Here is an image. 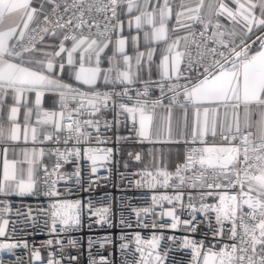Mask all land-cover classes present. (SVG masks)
<instances>
[{
    "label": "snow or ice",
    "instance_id": "6c2138e0",
    "mask_svg": "<svg viewBox=\"0 0 264 264\" xmlns=\"http://www.w3.org/2000/svg\"><path fill=\"white\" fill-rule=\"evenodd\" d=\"M109 132L117 142L186 146L174 170L161 153L162 166L135 173L137 188L178 190L132 208L137 227L183 228L169 239L189 251V264H264V0H0V197L53 198L43 210L47 256L31 249L38 264H80L64 249L82 239L64 234L82 229L85 212L112 227L109 207L60 198L61 187L83 188L82 159L95 174L112 158L113 148L99 147ZM0 204L6 238L11 205ZM16 215L40 227L31 209ZM120 225L132 227L123 216ZM163 239L136 232L138 264H164ZM119 241L123 254L132 240ZM113 244L111 235L88 237V264H114L101 251ZM21 246L29 244L0 242V252Z\"/></svg>",
    "mask_w": 264,
    "mask_h": 264
},
{
    "label": "built area",
    "instance_id": "2783aa9c",
    "mask_svg": "<svg viewBox=\"0 0 264 264\" xmlns=\"http://www.w3.org/2000/svg\"><path fill=\"white\" fill-rule=\"evenodd\" d=\"M156 95H158V92ZM108 118L111 119V116ZM108 135L112 136V133L109 132ZM118 135L122 137H129L133 136L134 134L121 128V131L118 133ZM153 143L155 142H149L148 140L141 142L139 139L122 140L117 142L115 136H112V141L110 143L102 144L99 147L113 148V156L109 161H98V172L95 174L90 172V162H87L83 159L81 160L80 163L82 167V176L85 177V179L82 180L83 188L78 189L73 187L69 191L61 187L60 190L63 195L60 198L68 200L79 199L81 201H87L91 199L92 205L95 208L109 207L111 213L107 219L111 221L112 227H101L97 225L93 222L95 217L89 219L87 212H85L82 220V229L80 231L64 234L82 239L81 246L78 249L65 247L64 253L66 256L69 254L75 255L79 253L80 264H88L89 258L87 252V238L90 236L98 238L105 235H111L114 240V244L106 246L105 249L101 250L103 255L108 256L109 259L114 262V264H138L140 254L134 251V234L139 232L144 238H150L153 234H162L164 236V239L160 244L161 254L163 255L165 252L167 253L164 264H189V251L179 247V239L175 242L169 239V237L172 236H176L178 238L183 237L186 234L183 228H180L179 230H172L170 228L153 229L137 227L136 217L131 211L132 208L150 207L151 196L153 195H174L178 191L171 188L148 189L146 187L137 188L135 186V181L140 179V177L135 175V173H138L145 168L149 170L154 168L129 165L128 158L133 163V157L128 156L127 158L125 151L128 149L139 148L144 144ZM43 146L47 148L53 145L51 142H46ZM92 146L95 147L96 145L93 144ZM181 146L184 152L186 146ZM141 157V162H143L144 156L142 153ZM125 165H127V167H125ZM174 168L175 166L173 168H168V170L172 171ZM65 170L70 172L73 170V166L66 165ZM88 176L92 177L91 181L87 179ZM69 183L72 184L74 181H69ZM184 191L189 190L185 189ZM3 199H7L9 201L11 205V212L7 213L4 217L5 219L9 220V226L7 229L8 236L6 238H0V242L15 243L17 241H27L29 247L24 248L21 246L17 247L12 252H0V264H38L32 255L31 249L34 247L39 248L42 256H47L48 249L41 247L42 242L50 238L47 234V231L43 230V210H46L48 204L53 198H47L43 196H14L7 198L0 197V200ZM185 199L187 198L185 197ZM3 206L4 205L0 204V207ZM168 207H170V205L164 202V209L166 210ZM29 209H31V216L35 217L39 222V228L28 226V222L25 221L24 215H16L17 210H19L21 213H28ZM160 210L161 209L157 207V213ZM122 216L126 221L132 224L131 228H125L120 225ZM182 218L185 217L182 216ZM199 218H202V216ZM141 219L145 218L142 216ZM153 219L157 220L158 222L170 223L169 217H164L163 220H161L158 216H149L147 218V222L151 223ZM89 224H91V228L89 227ZM200 228L201 230H206L203 224L200 226ZM13 229H15V231H13ZM121 234H128L129 240H132L129 249L125 250L123 254H121L119 250V237ZM196 238H202L200 232L196 233ZM92 252L95 259L99 260L100 256L97 254V249L93 248ZM57 258H59V256ZM65 264H67L66 260Z\"/></svg>",
    "mask_w": 264,
    "mask_h": 264
},
{
    "label": "crops",
    "instance_id": "0c3cea01",
    "mask_svg": "<svg viewBox=\"0 0 264 264\" xmlns=\"http://www.w3.org/2000/svg\"><path fill=\"white\" fill-rule=\"evenodd\" d=\"M191 2L194 4L196 0H191ZM184 34V33H180ZM143 50V47L141 48ZM131 54V52L129 53ZM155 78V77H154ZM53 97L51 96H45L44 100V107L45 108H52L53 107ZM35 117H33V120ZM167 138L165 136H161L159 138L160 141H165ZM22 143L18 145V147H23ZM31 147L32 145L29 143L27 145ZM134 151V152H141L144 156L143 162L141 165L132 163L130 159L128 158V153ZM161 153L164 154L165 157V163L167 165V168H173L176 163L179 161L181 162L183 160V148L181 145H175L172 143H163V142H155L153 144H144L139 148H134V149H128L125 151V155L128 158V164L131 166H140V167H151L155 168L157 166H162L159 164V157ZM153 157L156 159L154 160ZM9 158H13L12 154L9 153ZM46 162L50 163V160L48 157H45ZM0 172H2V161H0Z\"/></svg>",
    "mask_w": 264,
    "mask_h": 264
},
{
    "label": "water",
    "instance_id": "95a60500",
    "mask_svg": "<svg viewBox=\"0 0 264 264\" xmlns=\"http://www.w3.org/2000/svg\"><path fill=\"white\" fill-rule=\"evenodd\" d=\"M129 153H133V154H137V153H139L140 155H141V152H129ZM128 153V154H129ZM129 156V155H128ZM130 157V156H129ZM132 161H133V163H135V164H138V165H141L142 164V162L141 161H135V159L134 158H132Z\"/></svg>",
    "mask_w": 264,
    "mask_h": 264
}]
</instances>
